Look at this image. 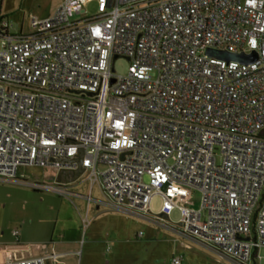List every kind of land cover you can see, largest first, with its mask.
<instances>
[{"label":"built area","instance_id":"obj_1","mask_svg":"<svg viewBox=\"0 0 264 264\" xmlns=\"http://www.w3.org/2000/svg\"><path fill=\"white\" fill-rule=\"evenodd\" d=\"M89 1L99 7L90 16ZM1 23L0 179L36 165L55 170L62 186L60 173L81 167L87 205L97 184L115 210L158 220L150 211L158 195L160 214L180 211L181 234L238 264L259 258L264 0H58L49 16H30L25 35ZM207 49L256 59L224 60ZM118 57L129 62L124 75L114 73ZM176 187L185 196L198 191V208L177 203L168 192Z\"/></svg>","mask_w":264,"mask_h":264},{"label":"rangeland","instance_id":"obj_2","mask_svg":"<svg viewBox=\"0 0 264 264\" xmlns=\"http://www.w3.org/2000/svg\"><path fill=\"white\" fill-rule=\"evenodd\" d=\"M56 3L57 0H0V16L12 22L10 31L18 33L21 30L22 34H27L31 30L30 16L46 17L52 13ZM83 9L90 16L96 14L99 7L96 2L89 1ZM128 65V60L118 57L114 60V73L126 74ZM55 176L52 168L29 165L18 170L16 179H0V233L8 237L14 229L29 235L52 228L77 230L82 240L78 250L83 251L84 259L90 252L91 264H104L106 257L98 252L105 245H110L111 253L119 256L120 264H171L172 255H182L181 264H238L200 238L181 234L178 231L181 214L177 208L167 219L126 215L104 204L97 184L93 186L91 197L93 201H103L100 202L101 210H106L97 213L92 201L88 213L90 222L88 227L84 226L81 218L86 211L87 182L79 178L74 184L64 187L53 183ZM144 181H148L147 176ZM33 183L54 184V188L36 189L31 185ZM60 190H65L67 194H60ZM168 192L179 204L193 208L199 206L200 195L196 190L190 196H185L178 187L169 188ZM161 203L160 196H153L151 213L159 214ZM115 237L120 243L113 247L111 241ZM258 256L248 264H264V247L258 250Z\"/></svg>","mask_w":264,"mask_h":264},{"label":"crops","instance_id":"obj_3","mask_svg":"<svg viewBox=\"0 0 264 264\" xmlns=\"http://www.w3.org/2000/svg\"><path fill=\"white\" fill-rule=\"evenodd\" d=\"M57 3H58V0H57ZM3 20H8V19H3ZM8 22H9L7 26L8 33H11L15 36L25 35L21 33V30H19L18 33H14L10 31L12 22L10 20H8ZM1 25L2 23L0 22V26ZM24 167L26 166H23L20 168H24ZM58 179L61 183H65V185H62L64 187L74 184L76 181V180H70L69 176L61 177L59 175ZM91 192H90V196H91ZM92 201H93V198L91 199L90 203ZM100 202L101 201L99 200H94L92 203L95 209L97 210V213H99L100 211L103 212L106 210V209L101 210L100 204L103 203V201L101 203ZM90 203L89 205H87L86 203L85 215L82 216L81 218L82 225L84 226H87L90 222L88 219ZM104 204L106 206L108 205L106 202ZM108 208H112V207H108ZM158 215L164 219H167L169 217V216H165L160 213ZM85 216L88 220V224L86 225L84 224V221H83ZM179 230L180 228L178 226V231ZM80 235L81 233H79L77 230L70 231L69 229L67 230L64 228L59 229V230L58 229L55 230L54 228H52L51 230H48L45 232L38 230L35 233H32V235H29L23 230H19L17 237L13 235V230L8 237H5L3 233H0V264H2L6 258H13V257L29 258V257H35L38 255H41L44 252H55L59 254V257L57 259L50 258L45 262V264H91L90 263V252L86 254V257L84 259L83 251L78 250L80 242H82ZM111 242L113 243V247H114V244L120 243V241L116 237L112 239ZM111 251L112 249L110 245H105V247H103L102 249L100 248V251L98 252L99 255H101L102 257H106V260L103 261L104 264H120V259H118L119 256L113 252L111 253Z\"/></svg>","mask_w":264,"mask_h":264},{"label":"water","instance_id":"obj_4","mask_svg":"<svg viewBox=\"0 0 264 264\" xmlns=\"http://www.w3.org/2000/svg\"><path fill=\"white\" fill-rule=\"evenodd\" d=\"M206 54L209 56L217 57L224 60H235L241 63H250L253 62L256 59V54L252 53L250 55H245L243 53L239 52H228L226 50H215V49H207ZM82 151H80V154ZM78 165L80 166V158L76 160ZM82 173V168L78 167L76 170L72 172H61V177L69 176L70 180H75L79 177V175Z\"/></svg>","mask_w":264,"mask_h":264},{"label":"trees","instance_id":"obj_5","mask_svg":"<svg viewBox=\"0 0 264 264\" xmlns=\"http://www.w3.org/2000/svg\"><path fill=\"white\" fill-rule=\"evenodd\" d=\"M2 17L0 16V22L2 21ZM0 30H5V28H3L2 26H0Z\"/></svg>","mask_w":264,"mask_h":264}]
</instances>
